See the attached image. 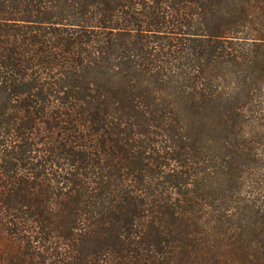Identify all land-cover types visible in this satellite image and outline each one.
Instances as JSON below:
<instances>
[{
	"label": "trees",
	"instance_id": "1",
	"mask_svg": "<svg viewBox=\"0 0 264 264\" xmlns=\"http://www.w3.org/2000/svg\"><path fill=\"white\" fill-rule=\"evenodd\" d=\"M256 127L264 0H0V264H264Z\"/></svg>",
	"mask_w": 264,
	"mask_h": 264
},
{
	"label": "rangeland",
	"instance_id": "2",
	"mask_svg": "<svg viewBox=\"0 0 264 264\" xmlns=\"http://www.w3.org/2000/svg\"><path fill=\"white\" fill-rule=\"evenodd\" d=\"M212 133L214 136L216 135V132L212 131ZM238 137L236 133L224 134V137L222 136L213 143V154L217 158L219 156L222 159L232 160L229 158L230 150L233 149L231 146L236 143ZM242 138L248 142L250 154L244 156L245 150L239 153L245 164L243 174L245 182L240 188V192L244 198L259 197L264 195V127L247 128L243 131ZM239 160L241 161V159Z\"/></svg>",
	"mask_w": 264,
	"mask_h": 264
}]
</instances>
